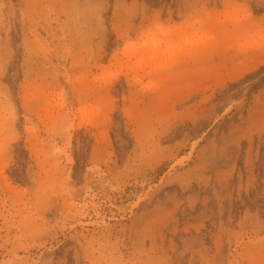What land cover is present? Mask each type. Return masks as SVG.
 I'll list each match as a JSON object with an SVG mask.
<instances>
[{
	"label": "rangeland",
	"instance_id": "rangeland-1",
	"mask_svg": "<svg viewBox=\"0 0 264 264\" xmlns=\"http://www.w3.org/2000/svg\"><path fill=\"white\" fill-rule=\"evenodd\" d=\"M0 264H264V0H0Z\"/></svg>",
	"mask_w": 264,
	"mask_h": 264
}]
</instances>
